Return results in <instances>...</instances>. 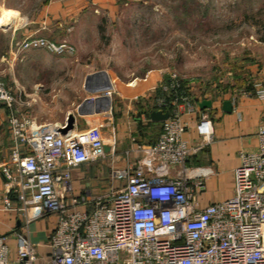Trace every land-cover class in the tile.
Instances as JSON below:
<instances>
[{"label": "built area", "instance_id": "2783aa9c", "mask_svg": "<svg viewBox=\"0 0 264 264\" xmlns=\"http://www.w3.org/2000/svg\"><path fill=\"white\" fill-rule=\"evenodd\" d=\"M18 46L23 52L72 53L64 44L33 35ZM181 86L177 75L161 82L159 91L168 95L155 105L169 108L170 116L158 139L124 151L123 164L112 167L110 191L95 196L89 189L75 195L72 170L108 158L100 127L62 134L64 125H35L24 110L27 99L0 80L12 141L10 162L0 166L5 208L25 213L27 223L56 217L50 264H264V115L256 151L239 154L233 196L202 207L208 174L189 165L202 147L184 138V117L196 107L191 96L178 94ZM253 88L264 99L263 82ZM197 130L202 146L212 143L207 112L200 113ZM12 196L18 205L11 203ZM7 241L0 237V264H9ZM16 244L20 264H40L28 236L18 235Z\"/></svg>", "mask_w": 264, "mask_h": 264}, {"label": "rangeland", "instance_id": "374dc122", "mask_svg": "<svg viewBox=\"0 0 264 264\" xmlns=\"http://www.w3.org/2000/svg\"><path fill=\"white\" fill-rule=\"evenodd\" d=\"M54 1L0 0V18L6 11L16 19L8 26L0 21V80L27 99L28 110L37 102H80L86 75L103 71L111 96L125 104L139 97L154 104L159 89L148 90L149 76L163 82L177 75L195 100L249 91L264 78V0H95L78 18L53 19L37 34L72 53L24 64L29 51L18 45L29 36L21 33ZM135 83L139 89L128 91ZM1 127L0 145L8 147L10 134Z\"/></svg>", "mask_w": 264, "mask_h": 264}, {"label": "crops", "instance_id": "0c3cea01", "mask_svg": "<svg viewBox=\"0 0 264 264\" xmlns=\"http://www.w3.org/2000/svg\"><path fill=\"white\" fill-rule=\"evenodd\" d=\"M90 3L95 4L96 2L95 0H59L50 3L45 11V16L39 21L34 20L32 22L33 27L29 26L22 31V38L30 35L37 36L44 29L42 25L51 23L53 19L61 21L63 24L66 19L78 18L80 14L84 13ZM15 20V18L11 19L10 23ZM48 53L61 57L67 55L56 54L44 48H35L24 55L23 63H37L42 60V56ZM89 75L85 77L84 89H86V78ZM259 81H262L264 84L263 77H260ZM145 82L148 83V90H152L156 87L159 89L161 85L159 83L162 81L158 75L156 77L149 76L148 81ZM14 85L15 83H11V86L15 87ZM182 87L183 85L179 88L178 94L183 93ZM157 95L159 96L156 97H160L162 93L159 91ZM97 97L99 96H95V94L87 91L83 100L80 102L71 101L65 106L60 104L59 101L54 100L51 104H45L44 102L34 103L29 110L27 106L24 107V110L27 111L35 125H65L67 116L73 113L76 118L74 129L86 130L91 127H100L105 148H107L105 150L111 162H106L107 159L73 169L72 185L75 195H81L87 189L91 190L95 196L107 194L112 186V167L113 165L120 166L123 164L125 158L124 151L129 147L154 143L158 139L165 122H155L151 119L150 113L152 111L161 110L157 108L155 102L153 104L152 99L149 97H139L136 100L129 99L128 104H125L123 97L114 99L111 96V106L108 111L89 116H79L77 114V108L82 102L86 99L94 101L98 99ZM193 100L196 107L195 112L184 117V120L188 124V130L184 138L192 145L201 144L200 146L202 147L191 157L189 165L203 167L207 170L206 188L200 195L201 206L205 207L209 203L223 201L233 196L234 171L240 164L239 154L244 151H256L258 147L256 133L264 115V99L258 97L253 88V90L249 91H235L231 89L219 95L204 96ZM204 100H211L212 106L205 109L200 108L199 105ZM226 101L231 102V111L223 110V105ZM93 105L96 106L94 103ZM100 106L106 107V103L102 102ZM169 110L167 108L164 112ZM201 112H207L210 115L214 128L212 143L208 145L203 144V146L202 138L197 130ZM1 123L2 127L3 124H7L5 128L0 127L3 130L7 129L9 134L8 110L2 103H0ZM3 145L4 142L0 145V166L10 162L11 139H7L8 147H4ZM4 190L5 179L0 169V237H8L7 243L10 249L9 264H20L18 262L16 237L22 234L28 236L37 248L40 255V264H50L49 243L55 228L56 217L46 215L33 218L27 223V215L25 213L5 208ZM10 199L13 205L15 203L16 205L19 204L15 196H12Z\"/></svg>", "mask_w": 264, "mask_h": 264}, {"label": "water", "instance_id": "95a60500", "mask_svg": "<svg viewBox=\"0 0 264 264\" xmlns=\"http://www.w3.org/2000/svg\"><path fill=\"white\" fill-rule=\"evenodd\" d=\"M85 88L87 91H89L92 94L101 93L98 99L92 101L91 99H87L84 102H82L78 108H77V114L79 116H89V115H95L99 113H104L108 111V109L111 106V96L108 95L107 92L111 91L113 89V85L109 79V76L106 72H97L95 74H91L86 78ZM102 102L106 103V107L100 106ZM96 104L95 105H93ZM200 108H210L212 106L211 100H204L200 103ZM223 110L225 111H231L232 110V104L230 101H226L223 105ZM151 119L155 122L160 121H166L169 116V111H152L150 113ZM76 122L75 115L73 113H70L67 116L66 124L64 127L60 128V132L62 134H66L68 131H71L74 129ZM107 150V148H105Z\"/></svg>", "mask_w": 264, "mask_h": 264}, {"label": "bare ground", "instance_id": "6f19581e", "mask_svg": "<svg viewBox=\"0 0 264 264\" xmlns=\"http://www.w3.org/2000/svg\"><path fill=\"white\" fill-rule=\"evenodd\" d=\"M13 18H15V16H12L10 13L5 11L4 14L0 18V21H1L2 24L5 25V24L9 23L10 20L13 19ZM139 87H140L139 83H137V84L135 83L133 85L128 86L127 90L128 91H130V90H134L135 91V89L137 90V89H139Z\"/></svg>", "mask_w": 264, "mask_h": 264}, {"label": "trees", "instance_id": "16d2710c", "mask_svg": "<svg viewBox=\"0 0 264 264\" xmlns=\"http://www.w3.org/2000/svg\"><path fill=\"white\" fill-rule=\"evenodd\" d=\"M182 85H183V83H182ZM250 90H253V88L251 87ZM182 92H183L184 94H186V91L184 90V88H182ZM186 95H187V94H186Z\"/></svg>", "mask_w": 264, "mask_h": 264}]
</instances>
